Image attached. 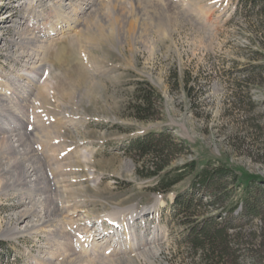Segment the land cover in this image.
I'll use <instances>...</instances> for the list:
<instances>
[{
    "label": "rangeland",
    "instance_id": "rangeland-1",
    "mask_svg": "<svg viewBox=\"0 0 264 264\" xmlns=\"http://www.w3.org/2000/svg\"><path fill=\"white\" fill-rule=\"evenodd\" d=\"M11 1L0 0V7ZM237 1L92 0L88 6L74 0L68 15L55 0L26 3L16 30L26 26L27 37L36 39L28 49L36 63L25 66L28 52H17L26 45L15 52L14 41L0 47V125L18 127L30 150L0 175V241L9 250L8 242L22 244L14 243L24 258L16 264L31 257L36 264H204L184 241L187 220L170 207L174 194L190 188V177L172 191H154L155 179L139 177V163L124 150L136 136L163 128L187 144L172 166L210 160L244 181L254 178L257 215L245 214L242 201L227 211L242 190L231 179L224 181L230 197L198 211L200 220L236 217L231 232L239 250L226 264H264V71L255 69H264V31L236 11ZM26 13L44 27L30 29ZM56 23L57 38L47 41L45 29ZM7 32L10 38L13 31ZM23 69L37 77L25 106L10 97L22 92L12 76L23 80ZM145 83L160 101L143 121L133 105ZM6 157L17 155L1 151L0 164ZM27 163L39 174L36 184L14 182ZM195 195L204 203L213 199L205 190ZM36 199L40 211L20 233L6 234L17 226L15 211Z\"/></svg>",
    "mask_w": 264,
    "mask_h": 264
},
{
    "label": "trees",
    "instance_id": "trees-1",
    "mask_svg": "<svg viewBox=\"0 0 264 264\" xmlns=\"http://www.w3.org/2000/svg\"><path fill=\"white\" fill-rule=\"evenodd\" d=\"M236 11H242L249 17H254L257 27L264 31V0H238ZM255 69L264 71L263 66L255 67ZM136 93L138 99L133 105V113L139 120H148L156 113V102L160 101V95L147 83L141 84ZM184 145L187 144L183 141L177 142L166 128L149 129L130 140L124 150L134 158L136 163H139L136 167L139 177L155 179V184L151 188L154 191L162 193L172 191L178 183L190 177V188L186 192L174 194L173 201L170 203L174 213L184 216L187 220L184 223L187 225L184 241L189 244L191 250L202 255L204 264H226L227 259L236 258V252L239 250L236 248L234 233L231 232V229L235 228L232 221L236 217L232 216L229 220L220 221L214 216H207L200 220L198 207L213 206L217 201L230 197L231 189L227 190L224 181L231 179L233 183L242 186V190L239 200L230 202L227 211L235 212L239 201H242L245 214L257 215L258 208L256 203H253L252 195V187L256 183L251 182L255 180L251 178L244 181L245 179L237 172L222 162L213 165L210 160L202 162L190 160L182 166H172L173 159L181 153L183 148H186ZM197 190L209 192V195L213 197L212 201L204 203L197 198L195 195ZM218 192L222 195H217Z\"/></svg>",
    "mask_w": 264,
    "mask_h": 264
},
{
    "label": "bare ground",
    "instance_id": "bare-ground-1",
    "mask_svg": "<svg viewBox=\"0 0 264 264\" xmlns=\"http://www.w3.org/2000/svg\"><path fill=\"white\" fill-rule=\"evenodd\" d=\"M26 1H30V0H26ZM56 2H60V5L63 7L66 8L65 10V14H69L70 11H69V6L72 5L73 1L74 0H55ZM65 1V2H64ZM92 0H88V6H91L92 5ZM85 3V4H86ZM91 3V4H90ZM87 5V4H86ZM73 7V6H72ZM86 7H84L85 9ZM68 9V10H67ZM69 11V12H68ZM23 19V17H21ZM22 19L17 21V23H20L22 22ZM14 26H18L16 22H14ZM64 30H68V28H64ZM26 31H27V28L26 26H24L22 29H18L16 30V34H18L17 38L16 39H13L11 40L12 42L14 41L18 47H16L15 45V49L14 50H11V52H15L16 49H19L20 46L22 45H26L27 47L26 48H23L22 50L20 51H17L21 54V56L27 51L28 53L26 54V63H25V66H29L30 68L36 63L37 61V56L35 54V51H28V49L32 50L33 47L35 46V42H36V39L32 36H29L27 37V34H26ZM62 31V30H61ZM52 32L51 30H47L46 33L44 34H48ZM15 38V37H14ZM14 45V44H12ZM23 53V54H22ZM21 75L22 76H25L23 77V80H19L18 77H16L17 75H13L12 76V80L13 81H17L16 84L19 85V88L22 90L21 94L19 92L17 93H14V96L17 95V98L15 99L13 96L10 95L11 98H13L15 100V102L19 103L18 99L21 100L23 102V105L25 106V104H27L28 102H30L31 100V96H32V89H33V85L35 84L36 80H37V77H35L34 75V72L32 71H26V69L22 70L21 71ZM31 72V73H29ZM39 77V76H38ZM10 85V83H9ZM9 85H7V87H9ZM32 86V87H31ZM0 93L2 94V90L0 89ZM6 95V93H5ZM34 95V94H33ZM1 96V95H0ZM6 97V96H5ZM4 98V96H3ZM10 98V99H11ZM0 101H1V105H0V108H2V106L4 105V101L2 102V98L0 97ZM5 100H8V99H5ZM12 100V99H11ZM8 103V101H5V103ZM13 102V101H12ZM5 105H10L9 103L8 104H5ZM16 105V104H15ZM12 108V106H10ZM8 110L9 107H7ZM15 108V106H14ZM18 108V107H17ZM4 109V107H3ZM13 111V110H12ZM15 111V110H14ZM10 112V111H9ZM14 113V112H13ZM17 113V112H16ZM15 115V114H14ZM18 115V114H16ZM15 115V116H16ZM21 121V119H20ZM4 125H0V135L1 134H5L6 136H4L3 138H0V152L1 151H12L14 154L17 155V157H13V158H7V163L5 164H0L1 168H0V175L3 173H8L10 170V168L13 166V165H17V163H19L20 161H23L26 159V154L29 153L30 150H28L27 148L25 149L22 145H25L24 142H22V138L18 137V133L19 132L17 129H19L18 127L15 128L14 125H10L9 123H3ZM20 134V132H19ZM3 146V147H1ZM22 146V148H21ZM6 148V149H4ZM33 152V151H32ZM31 154V153H30ZM25 158V159H24ZM29 158V157H28ZM4 161V160H3ZM6 162V161H5ZM23 163V162H22ZM35 170V167L33 164L31 163H27L25 164L22 169H21V174L19 176H13V181L14 182H22L23 184H28V183H34L36 184V181L38 179V176H34L33 175V171ZM7 175V174H5ZM1 178H3V176H0ZM7 178V177H6ZM10 178V177H8ZM7 178V179H8ZM1 180V179H0ZM11 180V179H10ZM7 181V180H6ZM5 180L3 182H1L3 185L5 184L4 183ZM7 186V185H6ZM35 186V185H34ZM33 186V187H34ZM5 187V185H4ZM8 187V186H7ZM37 188V187H36ZM43 200V199H42ZM36 202H32L30 203L29 201H23L24 203L25 202H29L32 206L31 207H28V206H24V207H21V208H18L15 213H14V217L16 218V224L15 226L16 227H8L7 231H6V234H13V235H16L17 233H20L22 227H24L22 224L23 222H27V220L29 218H31L32 216H34L35 213H37V211H40V207H39V202L41 201L40 199H36L35 200ZM43 202V201H42ZM46 202V201H45ZM19 203H22V201H19ZM25 205V204H24ZM34 206V207H33ZM41 215V214H40ZM38 220H41L42 217L41 216H38L37 217ZM29 225V224H28ZM55 225V224H54ZM119 225H122V223H120ZM26 226V225H25ZM26 229V228H25Z\"/></svg>",
    "mask_w": 264,
    "mask_h": 264
},
{
    "label": "built area",
    "instance_id": "built-area-1",
    "mask_svg": "<svg viewBox=\"0 0 264 264\" xmlns=\"http://www.w3.org/2000/svg\"><path fill=\"white\" fill-rule=\"evenodd\" d=\"M10 1V0H9ZM12 5L8 6L7 3L1 4L0 9V47L4 45L3 42H10L9 44L12 45L11 40L14 39L16 36L14 35L16 32V28H14V22L17 23V20L19 19V16L23 12L22 10L25 9L24 2L25 0H12ZM4 16V17H2ZM25 23V22H24ZM16 25V24H15ZM7 30H12L13 35L8 38ZM10 48V47H8ZM11 49V48H10ZM7 245L3 246L0 244V263L2 264V261H7L5 264H16V261L18 260L19 256H16L12 253V250H9V248L6 247ZM13 249V246L8 245ZM5 247V248H2ZM5 258V259H4ZM10 258V260H8ZM29 264H34L33 262L28 261ZM4 263V262H3Z\"/></svg>",
    "mask_w": 264,
    "mask_h": 264
}]
</instances>
